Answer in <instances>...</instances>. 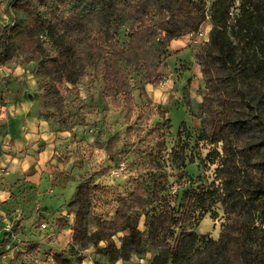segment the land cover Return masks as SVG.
<instances>
[{"label": "trees", "instance_id": "trees-1", "mask_svg": "<svg viewBox=\"0 0 264 264\" xmlns=\"http://www.w3.org/2000/svg\"><path fill=\"white\" fill-rule=\"evenodd\" d=\"M7 7L11 21L2 29L0 65L30 53L27 62L37 65L38 92L57 110L63 87L74 89L99 63L102 95L130 104L133 90L159 82L174 55L172 42L197 36L210 24L207 41L194 54L204 84L195 140L220 144L221 155L213 151L220 158L219 183L199 193L183 190L173 207L163 197L167 173L161 161H154L153 175L136 180L129 195L117 198L113 218L96 219L88 234L98 188L80 182L65 205L74 216L72 243L68 251L53 254V264H83L85 242L105 264L127 263L149 251L147 264H264V0H7ZM44 38L54 53L44 49ZM161 118L150 140L158 141V154L171 125L163 113ZM117 139L96 141L113 163H118ZM184 152L178 145L172 148L177 168L185 166ZM216 204L228 222L217 240L203 239L199 245L193 217L198 213L199 221ZM51 214L40 209L33 226L39 228ZM142 217L144 231L138 229ZM11 232L2 231L1 251Z\"/></svg>", "mask_w": 264, "mask_h": 264}, {"label": "rangeland", "instance_id": "rangeland-1", "mask_svg": "<svg viewBox=\"0 0 264 264\" xmlns=\"http://www.w3.org/2000/svg\"><path fill=\"white\" fill-rule=\"evenodd\" d=\"M10 17L7 0H0V38L4 25L11 21ZM209 30L210 24L206 22L197 36L172 42L174 55L168 58L161 70L159 82L146 85L143 91L133 90L132 102L128 105L119 98L112 101L102 95L100 63L90 68L74 89L63 87L58 110L52 102H45L44 96L38 92L37 65L27 62L30 53H19L5 66L0 65V117H3L0 129L6 132L10 126L8 108L15 106L16 111V106L27 102L31 105L30 115H36L40 122L46 124L45 129L52 134L54 145L51 155H47L45 160L39 158L44 143L38 145L37 142L36 146L25 150V156L29 152L31 159L27 170L20 171L15 178L12 193L15 211L8 210L7 218L15 221V225L24 221L27 233H32L27 235L28 242L22 244L18 264H53L55 252L68 251L72 243L74 216L68 214L65 205L74 196L80 182L88 181L98 188L92 204V216L87 222L88 234L95 229L96 219L113 218L117 198L129 195L136 180L153 175L151 163L154 161H161L167 173L168 184L163 197L173 207L179 203L183 190L199 193L211 184L219 183L216 170L220 158L213 151L221 155L220 144L195 140L201 123L199 106L204 84L194 54L197 47L207 41ZM41 41L45 50L53 52L47 39ZM14 78L15 87L9 85ZM161 113L171 125L164 139H160L164 140L165 149L158 154L155 145L158 141L150 140L155 125L163 122ZM178 129L180 136L176 135ZM164 130L166 128L163 127ZM113 136L118 138L114 143V149L119 153L118 163L111 162L107 153L96 144L97 140L101 143ZM148 144L154 150L153 156H149ZM176 145L185 151L187 160L183 168H177L175 158L171 157L172 148ZM44 208L52 214L42 220L47 228L40 230L33 224L40 209ZM62 218L66 221L60 227L58 220ZM193 219L194 230L202 237L199 245L203 239L217 240L228 222L220 204H216L199 221L198 213ZM144 227L142 217L138 229L144 231ZM118 237H115L117 244ZM80 251L83 264H105L90 244L85 242ZM152 255V251L142 256L133 255L129 262L116 264H147ZM1 256L0 264H3L5 260Z\"/></svg>", "mask_w": 264, "mask_h": 264}, {"label": "crops", "instance_id": "crops-1", "mask_svg": "<svg viewBox=\"0 0 264 264\" xmlns=\"http://www.w3.org/2000/svg\"><path fill=\"white\" fill-rule=\"evenodd\" d=\"M15 76V72H13ZM9 85L15 87V78L9 83ZM30 103H20L18 106L9 107L8 112V125L6 132L0 129V169L3 173H0V239L2 236V227L6 223L12 225L11 239L7 246L4 248V252L1 258L3 264H18L20 253L23 250V242H28L27 226L24 221H18V228H14L15 224L7 218L8 210L15 211L12 205V193L14 192L15 178L19 175V172H25L27 170V164L29 163L30 153L25 156V150L32 146L45 144L43 152L39 155L41 160H45L47 155H51L53 150V136L46 131V124L40 122L36 115H30ZM11 110V111H10ZM19 112V116H16ZM3 117H0V125L3 123ZM7 125V126H8ZM12 125V126H11ZM13 220V219H12ZM73 224V223H72ZM30 243V242H29Z\"/></svg>", "mask_w": 264, "mask_h": 264}, {"label": "built area", "instance_id": "built-area-1", "mask_svg": "<svg viewBox=\"0 0 264 264\" xmlns=\"http://www.w3.org/2000/svg\"><path fill=\"white\" fill-rule=\"evenodd\" d=\"M0 173H3L2 169H0ZM47 228V225L42 223L39 227L40 230H44ZM12 230V225L10 223H6L4 224V226L2 227L1 231L3 232H11Z\"/></svg>", "mask_w": 264, "mask_h": 264}, {"label": "water", "instance_id": "water-1", "mask_svg": "<svg viewBox=\"0 0 264 264\" xmlns=\"http://www.w3.org/2000/svg\"><path fill=\"white\" fill-rule=\"evenodd\" d=\"M27 96H28L29 98H32V95H29V94H28Z\"/></svg>", "mask_w": 264, "mask_h": 264}]
</instances>
